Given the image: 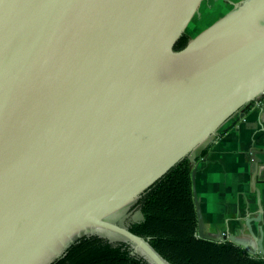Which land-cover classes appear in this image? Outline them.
<instances>
[{
    "label": "water",
    "instance_id": "95a60500",
    "mask_svg": "<svg viewBox=\"0 0 264 264\" xmlns=\"http://www.w3.org/2000/svg\"><path fill=\"white\" fill-rule=\"evenodd\" d=\"M202 2L0 0V264H51L93 234L169 264L109 217L264 97V0L175 50ZM191 180L197 236L264 257L249 222L256 247L205 233Z\"/></svg>",
    "mask_w": 264,
    "mask_h": 264
},
{
    "label": "trees",
    "instance_id": "16d2710c",
    "mask_svg": "<svg viewBox=\"0 0 264 264\" xmlns=\"http://www.w3.org/2000/svg\"><path fill=\"white\" fill-rule=\"evenodd\" d=\"M189 40L183 34L175 50L184 48ZM192 169V160L187 157L146 191L130 209L137 207L141 218L132 222L129 230L146 239L169 264H264V257L250 255L232 241L214 242L197 236ZM51 264L150 263L130 243L93 234L75 240Z\"/></svg>",
    "mask_w": 264,
    "mask_h": 264
},
{
    "label": "crops",
    "instance_id": "0c3cea01",
    "mask_svg": "<svg viewBox=\"0 0 264 264\" xmlns=\"http://www.w3.org/2000/svg\"><path fill=\"white\" fill-rule=\"evenodd\" d=\"M191 160L205 233L232 235L256 247L249 222L264 250V97L242 117H232ZM258 215L260 222L255 221Z\"/></svg>",
    "mask_w": 264,
    "mask_h": 264
},
{
    "label": "rangeland",
    "instance_id": "374dc122",
    "mask_svg": "<svg viewBox=\"0 0 264 264\" xmlns=\"http://www.w3.org/2000/svg\"><path fill=\"white\" fill-rule=\"evenodd\" d=\"M239 1L241 0H203L193 20L186 29V35L191 40L196 34L233 9ZM133 206L122 209L113 214L109 217L110 221H113L121 226L128 227L132 222L141 218L140 211L137 207L130 211ZM107 238L111 241H121L111 237Z\"/></svg>",
    "mask_w": 264,
    "mask_h": 264
}]
</instances>
